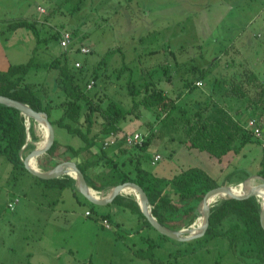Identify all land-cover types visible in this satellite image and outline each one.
<instances>
[{
    "label": "rangeland",
    "instance_id": "374dc122",
    "mask_svg": "<svg viewBox=\"0 0 264 264\" xmlns=\"http://www.w3.org/2000/svg\"><path fill=\"white\" fill-rule=\"evenodd\" d=\"M28 2L31 3V6L27 7L28 18L33 27L28 30L22 28L16 35L5 28L1 35L6 38L8 44L6 56L12 64L37 63L27 73L25 82L34 84L35 88L40 90V96L47 97L46 100L51 99L54 102L59 100L56 82L60 69L50 67L49 64L57 58L61 64L64 63L63 50L51 35L55 31L60 33L66 30L73 35L74 43L73 48L67 51L69 65L74 66L76 62L80 64L77 69L84 71L83 86L86 90L93 82L91 77L98 63L106 57L109 59L108 77L102 85L99 83L93 85L91 92H94L96 87L100 94H106L129 108L130 101L125 90L129 72L123 69L129 68L133 70V76L141 86L155 83L162 90L168 92L175 90L173 97H177L183 91V101L189 103L191 108L198 107V103L204 105V100L209 96L215 105L227 110L243 128L246 120L254 119L264 133V112L261 114L254 106L247 107L250 96L240 99L223 98L221 94L228 85L224 86V83L239 78L243 70H253L258 82L264 85V0H28ZM37 5L46 9V14L36 11ZM6 9L16 10L18 14V5L13 4ZM82 45L88 47L92 53L87 55L77 53L76 49ZM193 65L208 70L203 81H200V86L191 91L192 93H187L180 78L193 80L194 75L191 71ZM117 75L119 79L116 78ZM210 79L218 81L217 84L224 80L221 90L218 85L211 84L213 81ZM60 113V110L54 111L53 117L59 116ZM139 113L140 118L130 117L119 125L127 133L141 132L152 136L147 144L146 153L153 158L159 155L160 159L154 164L153 159L150 160L147 168L156 176L170 178L184 168L198 167L214 178L217 185L234 187L235 184L243 183L245 192L257 183H264V179L258 176V172L263 169L261 161L264 159L261 142L259 145L249 143L239 155L227 154L222 158V162L218 163L217 159L210 157L208 153L191 150L186 144H181L179 135L174 134L165 125L163 117L160 120L155 119L152 114L142 109ZM36 130L40 136L43 134L37 128ZM123 131L119 134L122 135ZM27 139L29 140V137ZM56 139L61 144L73 147L82 144L79 138L62 129L56 130ZM28 154L25 153L23 159ZM0 159L6 165V168L0 169V174H3L0 177V222L8 227L9 222L16 221V212L27 210L28 213H32L30 207L34 204L32 199L23 195L26 194V178L19 181L15 179L21 173L30 175L16 169L12 176L5 179L12 168L10 169L11 165L4 157L1 156ZM29 162L32 164L33 159ZM238 171L241 173L229 177ZM78 198L81 201L80 207L66 195L63 204L65 208L73 209L71 213L75 218L74 221L69 219V228L64 230L74 232L77 241L89 239L94 243V240L100 237L107 238L112 244L115 243L117 249L125 252L121 245L123 240L127 241V244L125 243L127 246L133 244L136 250L145 249L144 246L148 248L149 244H140L139 239L143 236L145 240L151 239L152 247L149 253L151 255L142 254L145 261H138V264H150V261L146 260L151 258L164 263L170 261V264H236L237 259L228 251L226 240L215 239L209 242L200 239L190 242L166 240L151 227L141 229L132 218L133 215L118 209L116 204L100 208L88 203L81 195H78ZM15 199H18V203L9 211L7 203ZM89 208L93 210V216L98 218L97 221L83 216L85 209ZM78 209H81V214ZM115 209L120 213L116 215L119 223L124 225L116 226L114 223L110 229L100 228V214ZM200 215L202 216L201 213ZM89 225H96L99 232L90 229L88 230L90 233L84 232V228ZM136 232L141 235H137ZM18 237L19 234L16 233L12 238L15 248L12 247L14 252L10 257L21 253L22 246ZM84 244H87L86 241ZM89 245L88 243L87 246ZM87 246L80 249L77 245L74 254L76 257H84L90 253L93 256L91 261H96L97 249H93L91 245L90 249H87ZM169 252L173 253L171 257H168ZM113 253L116 254V251ZM4 255V252H0L1 257ZM227 255H232L233 258L229 256L227 260ZM85 261L87 263L89 259Z\"/></svg>",
    "mask_w": 264,
    "mask_h": 264
},
{
    "label": "trees",
    "instance_id": "16d2710c",
    "mask_svg": "<svg viewBox=\"0 0 264 264\" xmlns=\"http://www.w3.org/2000/svg\"><path fill=\"white\" fill-rule=\"evenodd\" d=\"M32 27L33 23L29 21H18L10 23L8 30L12 32ZM51 36L59 45L60 33L55 31ZM76 52L79 53L78 49ZM62 55L63 64L59 58L49 64L50 67L60 69L56 82L59 91L58 102L46 100L47 97L40 96V90L35 88L34 84L25 82L27 73L37 63L10 64L6 70H0V96L25 104L33 111L44 112L55 132L62 129L81 140L80 146L73 147L61 144L55 139L47 155L37 158L39 170L47 172L62 161H73L84 175L88 187L100 194H107L124 182H135L145 191L156 221L169 230L179 231L194 224L201 213L204 194L217 186V183L198 167L184 168L170 178L156 176L147 168L153 159L146 153L152 136L145 139L141 147L132 150H128L127 146L122 147L116 157L108 154L109 147L104 148V143L112 135L121 132L119 123L130 117L140 118L141 109L152 114L155 119L160 120L163 117L165 125L174 134L179 135L181 144H186L188 149L208 153L210 157L217 159L218 163H221L227 154L239 155L249 143L260 144L251 131L244 129L223 107L215 105L209 96L204 100V105L198 103V107L191 108L189 103L183 101V91L173 97L175 90H162L155 83L141 86L137 78H134L133 70L123 68L129 72L125 90L130 107L126 108L120 101L100 94L96 87L94 92H91V89L86 90L83 86L84 71L69 65L67 51L63 50ZM108 60L103 57L98 63L91 77L93 85H102L107 79ZM207 70L193 65L191 71L194 79L180 78L187 93L197 89L195 82L203 81ZM116 78L119 79V76ZM210 81H213L211 84L218 85L219 90L223 87L224 80L220 84H217L215 79ZM226 84L228 85L221 92L223 98L240 99L250 96L247 107L254 106L263 114L264 85L258 82L253 70H243L239 78L224 83V86ZM56 110L61 113L53 117ZM34 126V121L30 120L27 129L26 118L18 110L0 105V156L7 160L13 171L20 169L26 172L22 163L23 156L38 148L36 144L41 137L37 135ZM261 162L263 169L258 172V176L264 179V159ZM238 173L241 172H235L229 177ZM35 179L46 187L68 188L75 196L80 195L76 180L69 176L53 180ZM112 203L135 214L144 226L150 228L134 196L119 195ZM261 209L262 205L256 198L242 201L221 198L211 205L207 232L199 239L204 242L226 240L228 251L237 259L236 264H264V232L259 224ZM102 218L110 219V216L105 215ZM146 241L150 246L147 251H142L141 255L147 253L150 256L151 239ZM151 263L165 264L154 258H151Z\"/></svg>",
    "mask_w": 264,
    "mask_h": 264
},
{
    "label": "crops",
    "instance_id": "0c3cea01",
    "mask_svg": "<svg viewBox=\"0 0 264 264\" xmlns=\"http://www.w3.org/2000/svg\"><path fill=\"white\" fill-rule=\"evenodd\" d=\"M13 4L18 5V14L16 10L6 9V7ZM29 6H31V3H29L28 0H0V70H6L8 66L12 64L6 56V48L8 46L6 43V38L4 36L2 37L1 33H3V29H8L9 24L7 25V23L29 21V12L27 8ZM38 9L44 8H42L40 5H37L36 11H38ZM44 10L46 11V9ZM21 30L22 28L12 31V33L16 35L20 33ZM177 49L180 50L181 48ZM122 131L123 129L121 128V132ZM123 146L125 145L119 136L117 137V142L109 146L108 154L114 155L116 157ZM2 167L6 168V165L0 159V169H2ZM11 168L12 167H10V169ZM12 174L13 170L11 169L9 176L5 177V179H8L10 176H12ZM2 175L3 174H0V177ZM24 177L26 178L25 181L27 188L25 192L26 194L23 195L33 200L34 205L33 207H30L32 213H28L27 210H21V213L19 211L16 212V221L9 222L10 225H8V227L5 224L2 225L0 222V252L5 253L4 256H0V264H97V262L98 264H138V261H145L144 257L141 256V252L143 250L147 251V246H144L145 249L138 248V250H136L134 249L133 244L132 246H127V241L120 240L122 242V247L125 249V252H123L117 249L116 245H114L115 243L112 244L111 240L107 238L100 237L94 240V243L89 239L77 241L74 232L70 233L69 231L64 230L67 227L69 228V219L71 218L72 221H74L75 218L71 213L73 212V209L70 210L65 208L63 204H65L64 196L66 195L67 197L70 196L77 203V206L80 207L81 201L78 198V195L75 196L68 188L56 189L46 187L43 183L37 181L34 176H28L25 173H21L20 176L16 177L15 179L19 181ZM9 203L11 202H8L7 205ZM108 206L109 204L100 208H107ZM117 207L118 209L129 212L118 205ZM116 210L117 209L109 212L104 211L100 214V228L110 229L114 223L116 226L124 225L123 223H119V219L116 217V215H119L120 213H118ZM78 211L79 214H81V209H78ZM88 211L91 213L90 216H86L85 214ZM116 212L117 214H115ZM69 214H71V216ZM105 215L110 216V219L104 218L109 223L108 228L102 225V217ZM132 215V218H134L138 226H141V229L146 230L149 228L144 226L143 222L135 214ZM83 216L86 218L91 217L96 221L98 219L93 216V210L91 208L85 209ZM89 226L84 228L83 231L90 233L88 231L90 229L93 232H99L96 225ZM16 233L19 234L18 239L21 243L22 249L20 254L10 257L11 253L14 252L12 247L15 248V242L12 241V238L15 237ZM137 235L141 234L137 233ZM131 236L132 235H130V237ZM142 237L139 239L140 244H148L146 241L147 239L145 240ZM85 241L87 244H84ZM88 243L93 249H97V254L95 256L96 261H91V257L93 256L90 253L89 256L84 257H76L74 254V251H77V245L80 247V249H83L88 245ZM90 245L87 246V249H90ZM113 251H116V254H114ZM172 255L173 253H168V257H171ZM229 256L231 257L232 255ZM229 256L227 255V260ZM86 259H89L87 263H85ZM146 261H150V264H152L151 260L148 259ZM165 264H170V261L165 262Z\"/></svg>",
    "mask_w": 264,
    "mask_h": 264
},
{
    "label": "water",
    "instance_id": "95a60500",
    "mask_svg": "<svg viewBox=\"0 0 264 264\" xmlns=\"http://www.w3.org/2000/svg\"><path fill=\"white\" fill-rule=\"evenodd\" d=\"M0 105L12 107V108L18 110L20 112V114L22 116L26 117L27 119L35 120V121H43L47 127V134H48L47 143L45 145H43L42 147L36 148L32 152H30L22 160L23 168L25 169V171L28 174H30V175H32V176H34L40 180H53V179H57V178H60L63 176H69V177L76 180L78 193L88 203H90L94 206H99V207L111 204L117 196L123 195L124 191L127 188H132L135 190V193L138 196V199H136V200L138 201V205H139V208L141 210V213L145 217V219L147 220L150 227L153 228L156 232H158V234H160V235H162L168 239L178 241V242H190V241H193L195 239H199V238L204 237L206 232H207L208 226H209L210 208H211V205L213 204L212 201L214 200L215 196H217V194L223 193L224 195H226L225 197H228L230 199L237 200V201L247 200L250 198L259 199V197H258L259 195H258L256 189H252V190L248 191L247 193L238 196V195H235V194L230 192L229 186L217 185V186L209 189L204 194V196L202 198L201 214H202L203 221H202L201 226L198 229H196L195 232H192V225L188 228L181 229L179 231L169 230V229L163 227L162 225H160L156 221V219L154 218V216L152 214V207L148 201V198H147L145 191L142 189V187L140 185H138L135 182L128 181V182H124L122 184H119V185L115 186L114 188H112L110 193L105 198L99 199L96 197L94 198L90 195V193H89L90 188L88 187V185L86 183L85 177L82 174V172L78 169L77 165L74 162L62 161L59 164H57L52 170L47 171V172H42L39 169H31L28 166V162L31 159L37 160V158L47 155V152L49 151V149L54 144L55 139H56L55 129L51 125V123L49 122L48 117L44 112L33 111L27 105L22 104V103L17 102V101H14V100H11L7 97H3V96H0ZM27 129H28V126H27ZM69 171L74 173L75 177H73L69 173ZM259 188H264V183L259 185ZM225 197H223V198H225ZM261 205H262V209H261L260 215H259V224H260L262 231L264 232V203Z\"/></svg>",
    "mask_w": 264,
    "mask_h": 264
},
{
    "label": "built area",
    "instance_id": "2783aa9c",
    "mask_svg": "<svg viewBox=\"0 0 264 264\" xmlns=\"http://www.w3.org/2000/svg\"><path fill=\"white\" fill-rule=\"evenodd\" d=\"M40 14H46L44 9H38ZM59 46L62 50L64 51H68L71 48H73V37L71 32L69 31H62L60 32V40H59ZM78 51L80 54L82 55H87L90 53V49L84 45H82L81 47L78 48ZM75 68H79L80 64L78 62L74 63ZM195 85L197 87L200 86V82H196ZM93 86V82H91L88 86H87V90H90ZM244 129L251 131L254 138L258 139L261 142V147L264 149V139H262V135H263V130H261L258 127L257 122L254 119H248L245 121V125H244ZM123 140V143L125 146L129 147V148H138L141 147L143 145V143L145 142V139H147L148 137H150L149 134L146 133H141V132H130V133H122V135L117 134V135H112L109 139H107V141L104 143V148H107L109 146H111L112 144H114L115 142H117V137H119ZM160 159L159 155L154 156L152 164L158 162V160ZM18 203V199H15L13 202L9 203L7 205L8 209L10 211H12V209L14 208V205ZM86 216H90V212H86L85 213ZM102 225L106 228L109 227V223L107 220H102Z\"/></svg>",
    "mask_w": 264,
    "mask_h": 264
},
{
    "label": "bare ground",
    "instance_id": "6f19581e",
    "mask_svg": "<svg viewBox=\"0 0 264 264\" xmlns=\"http://www.w3.org/2000/svg\"><path fill=\"white\" fill-rule=\"evenodd\" d=\"M26 118V117H25ZM34 121V128H35V130H36V128L38 129V131L40 132V133H43L41 136H40V134L39 133H37L42 139L39 141V142H37V144H36V146L38 147V148H40V147H42L44 144H46L47 143V136H48V134H47V127H46V125H45V123L43 122V121H35V120H33ZM26 125L29 127V125H30V119H27L26 118ZM36 132H37V130H36ZM34 165V166H33ZM28 166L31 168V169H39L38 168V166H37V160H34L33 159V163L31 164L30 162H28ZM69 173L73 176V177H75V174L74 173H72L71 171H69ZM259 185H261L260 183H257V184H255V185H253V186H251L250 188H248L249 190L248 191H250V190H252V189H256L257 190V193H258V197H259V201H260V203L261 204H263L264 203V188H259ZM243 183L242 184H237L236 186H229L230 187V192L231 193H233V194H235V195H237V194H239V193H247V192H245L244 190H243ZM112 190V189H111ZM110 190V191H111ZM110 191L107 193V194H100V193H97L96 191H94L93 189H89V193H90V195L92 196V197H96V198H103V197H106L109 193H110ZM123 194H128V195H132V196H134L136 199H138V196H137V194L135 193V190L134 189H132V188H127L125 191H124V193ZM226 195H224L223 193H220V194H217V196H215V198H214V200L212 201V203H215L216 201H218L219 199H221V198H223V197H225ZM238 196H240V195H238ZM202 221H203V219H202V216L200 215V216H198V218L196 219V221L194 222V224H192V232H195L196 231V229H198L200 226H201V224H202Z\"/></svg>",
    "mask_w": 264,
    "mask_h": 264
}]
</instances>
